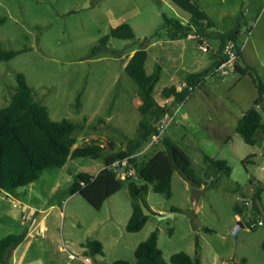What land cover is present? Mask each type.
I'll return each instance as SVG.
<instances>
[{
	"label": "rangeland",
	"instance_id": "obj_1",
	"mask_svg": "<svg viewBox=\"0 0 264 264\" xmlns=\"http://www.w3.org/2000/svg\"><path fill=\"white\" fill-rule=\"evenodd\" d=\"M193 1L215 26L205 36L195 31L189 38L174 40L164 15L184 24L190 23L191 15L172 0H0V18H5L0 23V52L24 51L0 61V108L16 92L17 75L23 74L52 120L67 119L78 126L75 147L98 144L104 156L126 151L139 139L141 122L152 120L139 112L138 85L126 72L133 54L145 47L147 72L162 68L155 98L170 106L172 99H163L162 90L179 89L187 75L209 68L219 58L218 35L238 25L242 63L255 68L264 82V0ZM123 23L133 28L135 39L111 38L105 49L94 53L101 39ZM253 108L264 125V96L261 100L250 75L235 69L225 77L210 73L201 88L175 106L163 138L149 149L144 145L134 159L142 164L165 150L163 141L168 138L189 155L200 184L176 170L171 198L150 187L140 204L153 215L140 232L126 229L133 212L127 181L100 210L80 194L66 192L78 173L96 175L104 169L102 157L69 160L63 168L45 172L34 183L29 201L0 191V238L32 231L21 247L31 241L22 264H84L85 258L90 264H136V249L155 231L169 264L179 252L200 258L202 264H264V213L256 210V204L264 210V129L257 132L253 145L236 133L241 115ZM218 111L225 123L219 121ZM205 156L225 160L231 175L219 170L207 177ZM132 179L138 186L146 185L138 174ZM19 202L21 208L15 206ZM170 214L164 219L154 216ZM260 221L263 225L253 228ZM240 222L245 227L234 237ZM89 241L100 242L103 254L88 257L84 246ZM70 253L77 259H70ZM17 257L14 251L10 264Z\"/></svg>",
	"mask_w": 264,
	"mask_h": 264
},
{
	"label": "trees",
	"instance_id": "obj_2",
	"mask_svg": "<svg viewBox=\"0 0 264 264\" xmlns=\"http://www.w3.org/2000/svg\"><path fill=\"white\" fill-rule=\"evenodd\" d=\"M178 7L191 15V21L184 24L181 20L169 18L164 15L165 25L174 40L189 38L195 31L205 36L214 24L200 6L193 0H172ZM5 18H0V23ZM241 26H237L229 33L219 34L221 55L226 43L233 41L239 49ZM135 31L128 23H123L113 29L110 35L104 36L100 45L94 48V53L105 49L111 38L119 40L135 39ZM147 43V39L145 40ZM24 51H2L0 61H10ZM149 58L147 48L136 51L126 65L127 74L137 83L138 95L141 100L139 112L142 116H150V122L142 121L139 130V139L131 142L128 150L111 153L104 156V147L98 144H89L75 147L77 139L73 133L77 125L67 119L54 121L47 106L36 100L34 90L30 87L23 74L17 75L16 92L6 107L0 108V191L22 199L25 193H18V189L27 187L39 181L47 171L63 168L69 160L81 158L101 159L104 157L105 167L96 175L81 172L75 177L74 183L66 191L70 195L80 194L95 209L100 210L106 200L121 191L125 181L116 178L109 170L110 165L125 157L135 156L156 133L155 125L166 115H172L176 105L183 104L196 89L201 88L204 80L219 65V58L207 69L187 75L185 87L179 90L176 86L165 87L161 96L163 99H172L170 106L161 105L155 98L157 84L161 80L162 68L157 66L149 74L146 63ZM242 53L235 70L242 75H250L258 88L263 100L264 82L255 68L242 63ZM194 88V91H191ZM196 88V89H195ZM264 129L262 116L256 109H250L239 120L236 133L242 136L247 143H256V134ZM165 150L156 152L150 159L138 164L136 159L132 162L137 170L138 179L146 185L138 186L136 180L127 181L128 190L132 197L133 212L126 229L130 233L140 232L148 221L144 215L141 201L150 190L162 194L167 198L172 195V177L179 170L186 178L195 184H200L192 167L189 155L176 143L164 138ZM75 147V148H74ZM204 162L209 170L206 176L213 177V172L225 171L231 175L232 169L225 160H216L208 156ZM257 212L262 209L256 204ZM178 209H173L177 212ZM239 214V212H237ZM256 228V227H253ZM28 230L9 234L0 238V264H10L12 253L25 242ZM85 254L95 257L103 254V245L98 241H89L85 244ZM136 264H169L163 258V252L158 246V233L153 232L149 238L142 242L135 251ZM172 264H202L200 258L179 252L172 255ZM112 264H130L126 260H116Z\"/></svg>",
	"mask_w": 264,
	"mask_h": 264
},
{
	"label": "built area",
	"instance_id": "obj_3",
	"mask_svg": "<svg viewBox=\"0 0 264 264\" xmlns=\"http://www.w3.org/2000/svg\"><path fill=\"white\" fill-rule=\"evenodd\" d=\"M205 51L208 48H203ZM243 47L240 49L236 47L233 41H228L219 56V65L215 68L214 74H220L222 77L229 75L230 71L236 68L237 63L240 60V54L242 53ZM186 85L183 84L179 90H181ZM196 89V88H195ZM194 91V88H191ZM172 118L170 115H166L162 120L156 123V133L152 136L151 141L147 145V148H151L159 143V140L163 138L166 133L168 126L170 125ZM146 151V150H145ZM134 156L125 157L113 162L109 170H111L116 178L122 181H128L132 178L137 177V170L134 167L132 160ZM263 222H258V224H253V227L262 226ZM69 258L72 260L77 259V256L70 253ZM84 264H90L88 258L83 259Z\"/></svg>",
	"mask_w": 264,
	"mask_h": 264
},
{
	"label": "crops",
	"instance_id": "obj_4",
	"mask_svg": "<svg viewBox=\"0 0 264 264\" xmlns=\"http://www.w3.org/2000/svg\"><path fill=\"white\" fill-rule=\"evenodd\" d=\"M242 57H243V55H242ZM165 100L167 101L168 99H165ZM8 104H9V100H7V102L4 101V107L8 106ZM2 108H3V107H2ZM218 113H220V115H218V116H220V120H219V121L225 123V121H226V117L222 115L223 112H222V111H218ZM243 116H244V114L241 115V118H242ZM236 126H237V125H236ZM32 188H34V184L29 185V186H27V187L19 188V189H18V193H20V192L25 193V195H24L23 198H27L28 201H29V200L34 196V190H33ZM20 189H22V190L19 192ZM3 193H4L5 195H9L8 193H6V192H4V191H3ZM31 196H32V197H31ZM16 204H17V203H16ZM15 206H19V207L21 208V207H22L21 202H19V203H18L17 205H15ZM25 208H26V206H25ZM25 218H26V217H25ZM237 218H240V217L237 216ZM43 225L45 226V222L43 223ZM45 229H46V228H45ZM32 236H33L32 231H30V232L28 233L27 238H26L25 241H27L28 239H30ZM31 246H32V245H31V241H30V242H28V244H27V246H26L25 249L21 248V247H22V244H21V245L15 250V251L18 252V257H17V261H15L14 264H22V263L25 261L26 256H27V251L31 248Z\"/></svg>",
	"mask_w": 264,
	"mask_h": 264
},
{
	"label": "water",
	"instance_id": "obj_5",
	"mask_svg": "<svg viewBox=\"0 0 264 264\" xmlns=\"http://www.w3.org/2000/svg\"><path fill=\"white\" fill-rule=\"evenodd\" d=\"M141 206H142V209H143V212H144V215L145 216H151V215H153V213L147 208V206L143 202L141 203ZM262 213H264V210L263 209H262ZM154 216L156 218H158V219H164V218L173 216V214H170L168 216H161V215H154ZM244 227H245L244 224L242 222H240L238 224V226L234 229L233 236L234 237H237L239 231H241Z\"/></svg>",
	"mask_w": 264,
	"mask_h": 264
}]
</instances>
